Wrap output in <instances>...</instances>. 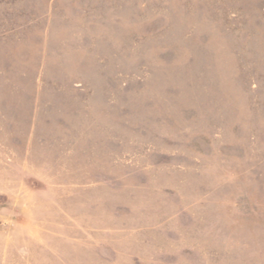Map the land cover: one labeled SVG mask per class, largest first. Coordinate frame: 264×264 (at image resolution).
<instances>
[{"label":"rangeland","instance_id":"obj_1","mask_svg":"<svg viewBox=\"0 0 264 264\" xmlns=\"http://www.w3.org/2000/svg\"><path fill=\"white\" fill-rule=\"evenodd\" d=\"M0 264H264V0H0Z\"/></svg>","mask_w":264,"mask_h":264}]
</instances>
